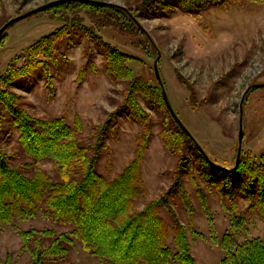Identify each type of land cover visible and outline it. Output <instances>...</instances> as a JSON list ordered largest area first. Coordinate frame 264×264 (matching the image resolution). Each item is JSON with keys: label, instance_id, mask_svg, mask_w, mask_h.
Returning <instances> with one entry per match:
<instances>
[{"label": "rangeland", "instance_id": "1", "mask_svg": "<svg viewBox=\"0 0 264 264\" xmlns=\"http://www.w3.org/2000/svg\"><path fill=\"white\" fill-rule=\"evenodd\" d=\"M53 1L56 0H0V29L12 18ZM100 1L135 12L142 0ZM198 4L189 10L184 0H168L150 10L136 11L134 14L140 15L134 19L151 43L142 35L113 26L95 27L97 36H89L82 29H69L55 58L48 60V67L38 68L10 88L32 116L64 118L71 127L79 124L78 138L83 145L96 149L100 139L97 173L108 181L116 179L135 160L144 138L147 151L141 161L142 181L132 212L160 201L159 213L170 232L175 220L186 228L195 264H220L221 240L231 230L233 217L244 215L242 240L259 237L264 241L263 215L251 206L249 199L240 194L224 196L217 186L206 182L200 169L201 156L194 147L186 151L187 168L178 171V158L163 137L174 123L158 97L138 95V102L151 116L148 133L139 119L116 113L125 100L127 81L108 73L104 46L108 43L131 56L127 65L132 77H141L155 88L160 84L154 63L160 55L159 71L170 102L212 160L229 168L234 165L241 125V154L251 152L258 158L264 153V88L255 87L264 84V0ZM80 15L87 26L92 25L85 11ZM64 25L54 17V11H48L10 27L5 44L0 45V76L6 75L10 64L30 46ZM178 75L192 86L193 95ZM17 137L16 129L8 125L1 139L5 153L11 152ZM45 166L51 171L52 165ZM179 184L189 196L190 210L179 192ZM30 228H50L58 233L71 229L42 212L33 219L6 224L0 227V264H31V255L23 249L20 235ZM171 241L172 236L170 244ZM171 248L175 252L172 244ZM99 262L77 238L73 239L67 264Z\"/></svg>", "mask_w": 264, "mask_h": 264}, {"label": "trees", "instance_id": "2", "mask_svg": "<svg viewBox=\"0 0 264 264\" xmlns=\"http://www.w3.org/2000/svg\"><path fill=\"white\" fill-rule=\"evenodd\" d=\"M165 1L168 0H142L135 10L141 13ZM217 1L184 0L189 10L196 8V2L200 5ZM128 10L86 1H71L45 10L54 11V17L65 24L63 28L30 46L10 64L6 75L0 76V227L17 219H33L42 212L71 228L63 233L50 228L21 231L23 249L29 251L31 264H67L74 238L99 259V264H195L186 228L175 220L170 232L159 213L160 201L150 202L143 210L132 212L142 181L141 161L147 151L144 138L140 140L135 160L116 179L108 181L97 173L100 139L96 149L83 145L78 138L79 124L71 127L64 118L32 116L21 103L20 96L10 88L38 68L48 67V60L55 58L59 43L70 34L69 29H82L89 36H97L95 27L113 26L142 35L151 43L149 35L134 19L140 14L135 15L136 11L131 8ZM82 11L91 19V26L84 23ZM6 38L5 33L0 45L5 44ZM104 46L108 73L127 81L125 100L116 113L139 119L148 133L151 116L138 102V95L148 93L158 97L174 123L164 131L163 137L166 146L178 158V171H185L189 163L186 151L194 147L201 156L200 169L205 181L217 186L224 196L240 194L249 199L251 206L258 208L264 217V153L258 158L251 152L243 153L238 165L236 156L230 168L207 158L171 116L161 86L155 88L141 77L133 78L127 65L131 56L108 43ZM19 61L22 64L19 65ZM178 78L193 95L192 86L180 75ZM8 125L16 129L18 137L11 152L5 153L1 139ZM104 132L101 131L102 139ZM47 164L52 165L51 171L45 166ZM179 192L190 210L192 205L182 185ZM244 224L243 214L233 217L231 230L221 240L220 264H264V241L259 237L242 240ZM171 236L175 252L169 243Z\"/></svg>", "mask_w": 264, "mask_h": 264}, {"label": "water", "instance_id": "3", "mask_svg": "<svg viewBox=\"0 0 264 264\" xmlns=\"http://www.w3.org/2000/svg\"><path fill=\"white\" fill-rule=\"evenodd\" d=\"M71 1H86L89 3H93L95 5L98 6H102V7H110V6H117L113 3H109V2H105V1H100V0H56L53 2H50L48 4H45L43 6H40L34 10H31L23 15L17 16L15 18H12L11 20H9L8 22H6L0 29V40L2 38V36L6 33V31L12 27L13 25H15L16 23L25 20L31 16H34L36 14H39L41 12H44L45 10H48L52 7H55L57 5L63 4V3H67V2H71ZM160 59V55H158L157 59L155 60L154 63V69H155V74L156 77L158 79V82L162 88V95L165 101V104L167 106L168 111L170 112L171 116L173 117V119L176 121V123L179 125V127L191 138L193 139L196 147L199 149V151L205 155L207 158H209V156L206 154V152L204 151V149L200 146V144L197 142V140L194 138V136L192 135V133L188 130V128L183 124V122L181 121V119L179 118V116L177 115L176 111L174 110L170 99L167 95V92L165 90V87L163 85L162 79H161V75H160V71H159V66H158V62ZM256 88H264V84H258L255 86ZM243 138H244V134H243V125H241L240 128V134H239V148H238V154H237V165L239 163V159L241 156V152H242V144H243Z\"/></svg>", "mask_w": 264, "mask_h": 264}]
</instances>
